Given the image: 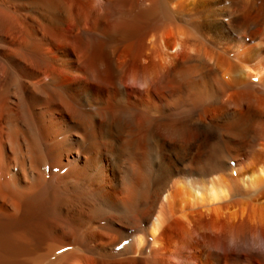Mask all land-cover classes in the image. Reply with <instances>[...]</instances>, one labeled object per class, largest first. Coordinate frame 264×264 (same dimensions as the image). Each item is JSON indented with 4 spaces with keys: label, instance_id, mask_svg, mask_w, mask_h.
<instances>
[{
    "label": "bare ground",
    "instance_id": "bare-ground-1",
    "mask_svg": "<svg viewBox=\"0 0 264 264\" xmlns=\"http://www.w3.org/2000/svg\"><path fill=\"white\" fill-rule=\"evenodd\" d=\"M0 264H264V0H0Z\"/></svg>",
    "mask_w": 264,
    "mask_h": 264
},
{
    "label": "rangeland",
    "instance_id": "rangeland-1",
    "mask_svg": "<svg viewBox=\"0 0 264 264\" xmlns=\"http://www.w3.org/2000/svg\"><path fill=\"white\" fill-rule=\"evenodd\" d=\"M247 79V78H246ZM254 81H257L256 78L254 79Z\"/></svg>",
    "mask_w": 264,
    "mask_h": 264
}]
</instances>
